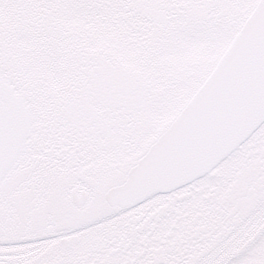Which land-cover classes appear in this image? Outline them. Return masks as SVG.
I'll return each instance as SVG.
<instances>
[{
    "label": "snow or ice",
    "instance_id": "snow-or-ice-1",
    "mask_svg": "<svg viewBox=\"0 0 264 264\" xmlns=\"http://www.w3.org/2000/svg\"><path fill=\"white\" fill-rule=\"evenodd\" d=\"M0 264H264V0H0Z\"/></svg>",
    "mask_w": 264,
    "mask_h": 264
}]
</instances>
